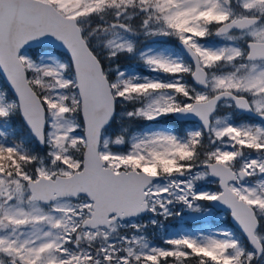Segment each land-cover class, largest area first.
I'll list each match as a JSON object with an SVG mask.
<instances>
[{
	"label": "snow or ice",
	"instance_id": "1",
	"mask_svg": "<svg viewBox=\"0 0 264 264\" xmlns=\"http://www.w3.org/2000/svg\"><path fill=\"white\" fill-rule=\"evenodd\" d=\"M0 264H264V0H0Z\"/></svg>",
	"mask_w": 264,
	"mask_h": 264
}]
</instances>
